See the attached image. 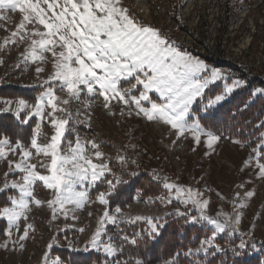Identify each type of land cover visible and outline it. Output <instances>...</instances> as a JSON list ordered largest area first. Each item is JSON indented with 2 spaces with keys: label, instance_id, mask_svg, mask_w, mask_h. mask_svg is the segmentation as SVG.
<instances>
[{
  "label": "rangeland",
  "instance_id": "rangeland-1",
  "mask_svg": "<svg viewBox=\"0 0 264 264\" xmlns=\"http://www.w3.org/2000/svg\"><path fill=\"white\" fill-rule=\"evenodd\" d=\"M261 3L263 0H255ZM226 0H123V4L129 8L130 14L143 24L150 25L159 31H163L166 38L173 42L181 51L187 52L209 66V70L216 69L224 74V80H218L205 90L203 98L197 100L192 106L190 113V122L198 121L205 130H209L204 124L205 120L225 101L240 89L246 88V79L242 78L241 72L245 76H254L259 80H264V42L261 40L264 32V14L257 9L248 13L249 6L245 4V10L236 18H228L223 15V7ZM177 7L176 10L174 9ZM7 19L0 20V45L10 37L11 31H14L19 24L22 15L18 11H7L0 13ZM175 17V18H174ZM178 19V21H175ZM228 25V30L224 27ZM31 27V26H29ZM253 36L256 39L253 40ZM28 42L11 44L6 47H0V86H20L28 89H39L40 94L34 101H26L30 106L21 112L20 118L33 120L35 123L34 133L37 125L42 127L41 142H46V137L53 134L49 113L51 108L45 109L44 119L40 120L38 116H31L32 106L38 98L47 90L49 85L44 84L53 72L51 54H47V61L37 64L31 62L25 64L22 58ZM209 47V48H207ZM187 49H191L189 53ZM212 55L220 59H227L241 72H234L229 68H214L212 64L207 63L202 56ZM37 66L43 67L44 71L37 73ZM203 75H208L204 73ZM234 80L243 82V86L234 90L225 101L212 108H206L210 99L218 94H222L227 86H230ZM52 86L56 90L57 96L67 98L65 92H61L57 82ZM220 90V91H219ZM133 94H138L134 91ZM260 94L254 96L257 98ZM152 99L159 100L158 94L150 93ZM0 100V111L15 115L18 101ZM11 101V105L4 102ZM81 101H90L91 107L80 101H72L69 105H60L66 107L73 116L69 121L70 131L66 133V142L75 141L77 136L81 141L96 142L100 145V151L104 153V161L112 169L95 186L89 187L90 203L83 210L69 212V218L65 219L63 215H58L56 219L52 218V211L46 205L36 207L32 205V210L27 214L28 219H21L19 232L12 228L11 241H16L14 245L9 242L6 233L0 244L8 243V250L0 249V264H43V257L48 255V264H52L58 256L53 254L56 249H69L71 252L89 254L91 252L102 255L103 260L100 264H106L113 259L121 261L128 260L129 264H134L136 259H125L123 251L116 258L107 257L103 251H96L89 248L83 251L85 245L89 244L90 238L98 227L97 221L105 210L110 214H116L115 209L110 208L108 198L113 195L114 189L120 185L125 175H138L142 173L153 176V180L161 184L164 193L161 196L144 198L137 194L129 205L119 207L121 213L118 215L116 225L107 224L104 239L111 237L117 247L126 245L123 237L129 239L135 236L148 235L150 225L147 220H136L129 222L130 218L137 216L152 218L159 227L165 226V219L177 213H185L184 217L199 218V211L193 206L185 207L182 203L174 199V193H170L164 187L163 178L167 177L169 182L177 185L192 187L203 193V199L210 201L206 214L214 219L223 220L219 215L221 211L232 214L233 203L244 202L246 208L239 209L242 213V221L238 232H233L231 226L224 233L216 234V241L222 237H230L232 241L237 239L238 246L226 244L219 246L222 251L227 249H239L240 243L245 244L244 249H253L255 252L264 249V179L258 178L259 169L256 167L257 156L260 162L264 163V136L255 149L249 148L245 144L234 143L221 137L220 141L209 149L206 144V137H201L200 144L197 145L190 134L176 139V133L167 125L149 122L142 115H135V106L131 109H125V112L132 110L133 115H121L123 105L113 102L112 107L105 108L102 97H89L81 93ZM146 107H150L147 102H143ZM10 107V111H4ZM76 113H79L77 116ZM115 113V114H112ZM57 118H65L62 112L55 113ZM17 117V116H16ZM4 137L0 136V139ZM31 141V140H30ZM13 145L15 144L12 141ZM28 144H25L28 146ZM88 154L93 155L90 143L87 145ZM124 157L126 165H121L118 157ZM251 158V164L245 166V162ZM38 159H42L38 158ZM8 160L14 163L19 162V155L10 154ZM8 160L0 161V188L4 187L7 179L10 185L13 180L19 181L22 173L15 169H10ZM36 163L37 160L32 161ZM99 162V161H94ZM42 174H47L43 169H39ZM159 177L160 179H157ZM117 179L120 181L117 183ZM112 181L113 185L107 183ZM242 186V187H241ZM12 192V199L17 198L19 193L11 187L3 192ZM254 191L255 195L251 198L246 197V193ZM99 193H105L108 200L107 206L102 205L96 199ZM239 194V199H236ZM37 199L47 201L51 199V192L38 185L35 189ZM164 197L165 201L169 198L172 203H162L159 199ZM11 207V205L9 206ZM71 208V206H69ZM91 213V215H89ZM75 216V219L72 217ZM8 222V221H7ZM33 225L34 230H29V236L26 240L20 241L19 236L23 234L27 225ZM211 231L212 236L215 232L211 225L206 221L197 223ZM9 228V224H8ZM84 231L80 232L79 229ZM136 229L138 231H136ZM210 236V237H211ZM153 238V236H151ZM209 237V238H210ZM56 241L49 250L48 245ZM20 244H23V250H20ZM16 250L13 251L12 248ZM192 249L195 252L196 249ZM236 247V248H235ZM238 250V251H239ZM220 253L214 249L209 252ZM203 253L195 256H203ZM205 256V255H204ZM59 258V257H58ZM60 264H65L59 258ZM151 264V263H144ZM166 264V263H157ZM197 264V260H195Z\"/></svg>",
  "mask_w": 264,
  "mask_h": 264
},
{
  "label": "snow or ice",
  "instance_id": "snow-or-ice-1",
  "mask_svg": "<svg viewBox=\"0 0 264 264\" xmlns=\"http://www.w3.org/2000/svg\"><path fill=\"white\" fill-rule=\"evenodd\" d=\"M7 11H18L22 18L0 47L27 41L28 46L22 53L24 63H43L48 59L47 54H51L53 67L52 74L43 81L49 87L32 106L31 115L28 117L31 119V116H38L43 121L45 109L51 108L49 115L53 134L46 137V142L42 143V127L37 125L35 135L28 146L20 140H16L13 145L8 137L0 139V161L8 160L10 154L19 155V162L8 160V166L22 173L19 181L13 180L9 185L6 179L4 187L0 188V192L11 187L19 193L17 198L11 200V207L0 209V218L8 221L7 235L13 245L17 242L11 241L12 228L19 232V222L21 219H28L27 214L32 210L33 204L41 207L46 203L52 211L53 219L58 215L68 219L69 212L83 210L90 203L89 187L95 186L107 173L112 172L109 164L103 162L104 153L99 150L100 145L96 142L81 141L77 136L74 142L68 140L66 146L62 147L65 145L66 133L70 131L69 121L73 114L60 105L80 101L90 108V101H81V93L89 97H102L105 108L110 109L113 102L123 105L120 112L122 116L133 115L132 110L125 112V109H131L134 105L135 115H142L149 122L169 126L176 133L177 140L190 134L199 145L203 136L207 138L209 149L220 141L219 135L205 130L198 121L190 122L189 118L193 104L203 98L210 85L224 80V74L216 69L209 70L205 62L181 51L158 29L138 21L130 14L123 0H0V13ZM4 19L7 17L0 15V20ZM36 71L39 74L44 68L37 66ZM204 73L208 75L205 76ZM53 82L58 83L59 90L65 92L67 98L57 96ZM242 86V81L234 80L222 94L210 99L206 108L221 104L235 89ZM134 91H138V94H133ZM150 93L158 94L161 102L154 101ZM257 94L264 95V89H256L253 96ZM143 102H147L150 107H146ZM4 103L11 105V101ZM29 107L26 101L19 100L15 111L17 118ZM10 110V107L4 109ZM57 112L64 113L65 118H57ZM27 122V119L22 120V123ZM233 142L242 143L239 140ZM89 143L91 149L95 150L93 155L88 154ZM261 149H264V144ZM41 157L42 159H38ZM34 159L37 160L36 163L32 162ZM117 159L121 165H126L124 157ZM250 164L251 158L245 162V166ZM256 167L259 169L258 178L264 179V163L260 162L259 155ZM39 169H43L47 174H42ZM163 181L164 187L174 193L175 200L185 207L191 205L199 211V218L191 217L193 224L206 221L215 230L210 238L201 242L195 252L190 249L185 255L203 253L208 256L212 254L209 249L222 251L215 243L216 234L224 233L229 226L233 232H238L242 221L239 209L246 208L247 204L234 202L231 215L223 211L219 213L223 217L221 221L206 214L210 201L203 199V193L198 189L169 182L167 177H164ZM38 182L41 187L51 192V199L42 201L36 198L35 189ZM116 182L120 181L117 179ZM107 183L114 187L112 181ZM254 195V191L246 193L247 198ZM96 199L100 204L107 206L105 193H99ZM159 199L162 203H172L171 198L167 201L164 197ZM236 199H239V194ZM115 213L110 214L107 210L103 212L97 221L98 227L83 251H88L89 248L102 250L107 257L112 258H116L123 251L111 237L104 239L106 225L117 224V214L121 213V209L117 207ZM176 214L185 215L179 211ZM72 218L75 219V216ZM144 219L150 225L148 234L153 237L158 235L160 225L152 218L137 216L130 218L129 222ZM29 230H34L33 225H27L19 236L20 241L28 238ZM79 231L83 232L84 229ZM123 240L137 244L135 238L124 236ZM55 243L53 240L48 249ZM8 247V243L0 244V249L5 251ZM244 248L245 244L240 243L239 249ZM12 250L15 251L16 248L13 247ZM20 250H23V244H20ZM233 253L236 256L242 254L236 249H233ZM48 259L46 254L43 264H48ZM52 264H60L59 258L53 260ZM106 264H129V261L113 259ZM134 264H144V261L136 259ZM166 264L174 262L167 261Z\"/></svg>",
  "mask_w": 264,
  "mask_h": 264
},
{
  "label": "trees",
  "instance_id": "trees-1",
  "mask_svg": "<svg viewBox=\"0 0 264 264\" xmlns=\"http://www.w3.org/2000/svg\"><path fill=\"white\" fill-rule=\"evenodd\" d=\"M248 4V13L257 9L264 14V0L259 3L255 0H226L223 7V15L228 18L238 17ZM175 6V10H176ZM175 18V17H174ZM178 21V19H175ZM228 25L224 27L228 30ZM164 36V32L160 31ZM166 37V36H165ZM256 36H253V40ZM261 40L264 42V32ZM209 48V47H207ZM192 53L191 49H187ZM203 59L212 64L214 68H229L234 72L241 70L234 66L227 59H220L212 55L202 56ZM242 78L246 79V88L235 92L231 98L218 107L204 122L206 127L216 135L230 141L239 140L251 149H256L262 140L264 133V95H259L254 99L253 92L256 89H264V80L256 77L245 76L241 72ZM220 91V90H219ZM39 89H28L18 86H0V100L22 99L34 101L40 94ZM22 117L17 118L13 114L0 111V136L8 137L11 141L20 140L23 144H28L33 136L35 123L28 120L22 123ZM153 176L142 173L135 176L125 175L119 186L114 189L113 195L108 200L110 208L125 207L132 203L137 194L144 198L161 196L164 190L160 183L155 182ZM12 192L8 191L0 194V209L11 205ZM164 228L160 229L158 235L153 238L148 235L135 236L137 244L126 242L123 247V257L125 259H140L144 263H166L173 261L174 264H264V249L254 251L253 249L239 250L242 254L236 256L233 249H227L220 253L208 256H188L185 255L190 249H194L201 242L209 238L210 232L204 226L193 224L188 217L173 215L166 218ZM8 231V222L0 218V241ZM136 231H138L136 229ZM219 246L230 244L238 246L239 241L231 240L230 237L217 239ZM236 248V247H235ZM53 254L61 258L65 264H100L102 255L91 252L82 254L71 252L69 249H56Z\"/></svg>",
  "mask_w": 264,
  "mask_h": 264
}]
</instances>
